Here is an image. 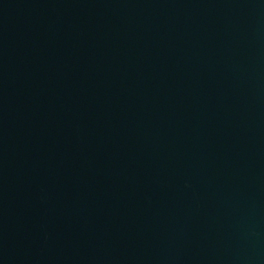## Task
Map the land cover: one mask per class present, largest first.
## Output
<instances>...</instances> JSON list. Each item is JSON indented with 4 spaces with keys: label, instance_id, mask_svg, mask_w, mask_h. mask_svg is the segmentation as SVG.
I'll return each mask as SVG.
<instances>
[{
    "label": "water",
    "instance_id": "obj_1",
    "mask_svg": "<svg viewBox=\"0 0 264 264\" xmlns=\"http://www.w3.org/2000/svg\"><path fill=\"white\" fill-rule=\"evenodd\" d=\"M0 264H264V0H0Z\"/></svg>",
    "mask_w": 264,
    "mask_h": 264
}]
</instances>
